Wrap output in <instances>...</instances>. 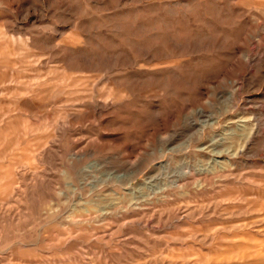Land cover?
I'll list each match as a JSON object with an SVG mask.
<instances>
[{
    "label": "rangeland",
    "instance_id": "rangeland-1",
    "mask_svg": "<svg viewBox=\"0 0 264 264\" xmlns=\"http://www.w3.org/2000/svg\"><path fill=\"white\" fill-rule=\"evenodd\" d=\"M0 264H264V0H0Z\"/></svg>",
    "mask_w": 264,
    "mask_h": 264
}]
</instances>
